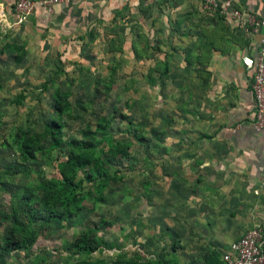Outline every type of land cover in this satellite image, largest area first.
<instances>
[{
  "label": "crops",
  "instance_id": "obj_1",
  "mask_svg": "<svg viewBox=\"0 0 264 264\" xmlns=\"http://www.w3.org/2000/svg\"><path fill=\"white\" fill-rule=\"evenodd\" d=\"M14 2L0 0V54L22 100L44 86L50 114L56 89L70 104H103L100 114L115 113L120 93L146 104L133 122L146 128L156 168L151 246L164 231L185 245L186 263H203L222 260L253 224L264 232V131L253 128L250 86L263 30L246 37L200 0H69L20 24ZM236 3L264 18V0Z\"/></svg>",
  "mask_w": 264,
  "mask_h": 264
},
{
  "label": "rangeland",
  "instance_id": "obj_2",
  "mask_svg": "<svg viewBox=\"0 0 264 264\" xmlns=\"http://www.w3.org/2000/svg\"><path fill=\"white\" fill-rule=\"evenodd\" d=\"M9 63L0 54V264H202L193 259L186 263L189 256L184 252L185 245L180 240L170 239L164 231L156 232L154 246L148 243L147 239L152 238L147 232V226L151 225L148 221V194L156 168L152 167V158L149 157L148 132L133 122V114L136 116L147 111L146 104L136 106L138 95L133 94L132 104L128 105V101L125 103L126 93L118 94L114 114H100L103 104L84 101L71 103V113L78 115V119L70 120L68 110L56 118V114L49 112V101L41 96L42 91H47L44 86L35 88L41 92H33L31 100L27 101L19 98L25 96L20 87L7 88L10 69L6 64ZM15 74L16 78L20 73L15 71ZM19 81L17 78L16 82ZM88 108L97 114H87ZM51 118L62 122L60 143L42 140L37 159L23 161L20 151L25 136L18 144L13 142V136L19 128L26 134L40 133ZM88 129L98 131V139L104 140L102 145L120 141L127 147L124 160L111 171L114 179L104 188H98V179L83 182L80 210L72 218L41 225L30 223L31 213L46 207L47 184L60 180L64 170L75 181L83 179V171H68L62 163L71 150L79 151L77 147L73 149L71 141L86 140L83 132ZM101 146L96 148V157L105 156ZM156 167L160 168L158 164ZM30 194L33 197L27 208L24 197ZM51 203L57 204L56 200ZM161 221L156 214L155 225L159 226ZM12 227L17 228L18 240L26 238L31 242L20 250L7 252L3 241ZM83 234L94 240V252H76L74 241Z\"/></svg>",
  "mask_w": 264,
  "mask_h": 264
},
{
  "label": "trees",
  "instance_id": "obj_3",
  "mask_svg": "<svg viewBox=\"0 0 264 264\" xmlns=\"http://www.w3.org/2000/svg\"><path fill=\"white\" fill-rule=\"evenodd\" d=\"M18 59V58H17ZM69 94L67 92H60L56 89L53 94V108L55 110L56 118H60L61 114H65L67 111L68 118L70 120H76L79 118L78 115L71 113V104L68 101ZM22 96H19V98ZM56 118H51L48 124H45L44 130L42 132L29 133L26 134L19 128L16 134L13 136L12 140L14 143L18 144L22 138L21 147V158L25 162L35 161L37 155L41 152V142L42 140L50 139L54 143H60L63 136V126L62 122L58 121ZM108 126L105 131L108 130ZM83 135L87 138L86 140H72L71 144L73 149L77 147L78 152L70 151L62 166L68 168V171H83V179L75 181L71 178V175L67 171L62 172L60 180H53L45 186V199L46 204L45 209L35 210L30 215V223L33 224H47L52 221L62 222L67 219L72 218L75 213L80 210V204L82 201L81 189H84L83 182L91 183L95 179H98V188L106 187L109 182L114 178L111 176L112 169L120 165L124 160V155L126 154L127 147L124 146L120 141L117 142H107L104 144V140L98 139L97 130H86ZM102 145V146H101ZM101 146V151H104L103 157H96V148ZM106 147V148H105ZM108 148V149H107ZM107 149V150H106ZM101 153V152H100ZM33 194L26 195L25 205L30 207V202L32 201ZM55 198V199H54ZM56 200L57 206L53 205L51 201ZM60 207L57 210L56 207ZM30 235H34L32 231H28ZM17 228L12 227L9 230V235L3 241V247L5 251L12 252L22 249L30 240L22 238L18 240ZM84 238H86L84 240ZM94 240L90 239L88 235L83 234L82 237L77 238L74 241V247H76V252L78 253H92L95 250ZM202 264H224L223 260H219L217 257L209 259Z\"/></svg>",
  "mask_w": 264,
  "mask_h": 264
},
{
  "label": "built area",
  "instance_id": "obj_4",
  "mask_svg": "<svg viewBox=\"0 0 264 264\" xmlns=\"http://www.w3.org/2000/svg\"><path fill=\"white\" fill-rule=\"evenodd\" d=\"M69 0H15L13 10L20 24L31 17L37 9L52 13L56 5ZM201 8L206 12L224 15L236 23L246 37L264 31V18L242 10L236 0H200ZM251 92L256 108L253 128L264 131V35L255 58L251 78ZM224 264H264V232L259 224H253L236 241L230 244L222 254Z\"/></svg>",
  "mask_w": 264,
  "mask_h": 264
}]
</instances>
